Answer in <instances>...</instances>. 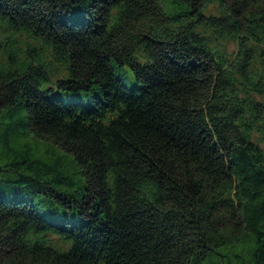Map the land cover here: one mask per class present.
<instances>
[{"label":"trees","instance_id":"trees-1","mask_svg":"<svg viewBox=\"0 0 264 264\" xmlns=\"http://www.w3.org/2000/svg\"><path fill=\"white\" fill-rule=\"evenodd\" d=\"M212 1L0 0V264H264V0Z\"/></svg>","mask_w":264,"mask_h":264},{"label":"rangeland","instance_id":"rangeland-1","mask_svg":"<svg viewBox=\"0 0 264 264\" xmlns=\"http://www.w3.org/2000/svg\"><path fill=\"white\" fill-rule=\"evenodd\" d=\"M218 13H219L218 3L216 0H213L209 4V7L207 9V14L215 15ZM218 47L221 51H223L225 54H227L231 58L234 52L237 50L236 40L229 38V39L220 41L218 43ZM254 48L256 49L257 52H261V51L264 52V38L261 39V42H258L256 45H254ZM116 73H117V77L121 78L124 83H127L132 79V75L128 70L118 69ZM254 139H256L255 135H254ZM32 146L34 148L36 147V149L40 152L42 156L47 157L53 161L59 160V162H62L63 164H68V157L65 156L64 154H60L51 148L46 149L43 146H38V145H32Z\"/></svg>","mask_w":264,"mask_h":264}]
</instances>
